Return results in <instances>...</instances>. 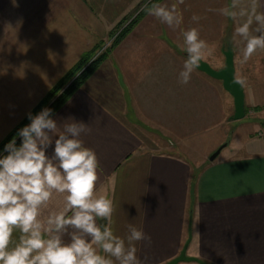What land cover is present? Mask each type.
<instances>
[{"label":"crops","instance_id":"0c3cea01","mask_svg":"<svg viewBox=\"0 0 264 264\" xmlns=\"http://www.w3.org/2000/svg\"><path fill=\"white\" fill-rule=\"evenodd\" d=\"M142 1L0 0V143ZM230 2L159 1L176 4L180 25L146 11L53 112L61 131L69 118L88 125L81 139L99 160L96 194L113 200L114 234L124 238L132 224L151 237L136 244L141 264H166L187 241L186 254L204 264H264V113L248 115L264 107V50L240 63L237 22L209 11ZM193 27L214 46L203 60L211 68H225L232 51L235 78L245 81L244 120L230 119L234 100L222 81L196 68L179 82L183 32ZM53 149L54 141L49 156Z\"/></svg>","mask_w":264,"mask_h":264},{"label":"clouds","instance_id":"9594fccd","mask_svg":"<svg viewBox=\"0 0 264 264\" xmlns=\"http://www.w3.org/2000/svg\"><path fill=\"white\" fill-rule=\"evenodd\" d=\"M259 8L260 0H231L209 9L237 22L232 39L243 43L241 64L264 50V12ZM146 11L172 29L182 22L176 4H153ZM191 19L198 23L201 17ZM183 37L188 58L179 82L187 85L215 49L197 28L184 31ZM52 115L49 108L29 114L31 122L17 132L19 146L14 137L5 145L7 155L0 157V264H141L136 244L151 237L132 224L124 238L114 234L113 200L96 194L99 160L81 139L90 131L88 125L69 118L61 131ZM54 197L62 198L59 209L51 207Z\"/></svg>","mask_w":264,"mask_h":264},{"label":"trees","instance_id":"16d2710c","mask_svg":"<svg viewBox=\"0 0 264 264\" xmlns=\"http://www.w3.org/2000/svg\"><path fill=\"white\" fill-rule=\"evenodd\" d=\"M161 0H153L149 3V7L153 4L158 3ZM146 8V9H147ZM143 11L139 17L134 18L127 26H125L117 35L115 40L113 41L110 48L102 51L99 54H96L97 49L91 52L88 55L83 56L75 66L65 74L57 84L48 92L42 102L37 106L30 114L35 116L41 110L45 108L52 109L53 112L67 99V97L76 89H78L83 82L87 79V77L92 73V71L98 66V64L106 57L110 51V49L120 41L121 38L129 31V29L140 19V17L146 12ZM98 48V46H97ZM29 115L26 120L13 129L0 143V157L7 155V152L4 150L5 145L12 140L14 137L16 138V144L19 146L21 143L20 137L17 136V132L30 123Z\"/></svg>","mask_w":264,"mask_h":264},{"label":"water","instance_id":"95a60500","mask_svg":"<svg viewBox=\"0 0 264 264\" xmlns=\"http://www.w3.org/2000/svg\"><path fill=\"white\" fill-rule=\"evenodd\" d=\"M225 56V68L222 70H215L210 67V65L204 61H201L198 69L208 76L222 81L223 88L227 91L234 100V113L231 116V120L238 121L241 120L245 116V106H244V91L240 84L235 83L236 78L234 75V62H233V54L230 49L224 52ZM223 146L219 147L211 156L210 160L213 161ZM102 223V222H101ZM187 241L181 250L180 254L173 258L166 264H179L181 262H197L199 264H204L201 260L188 256L186 254V249L188 245Z\"/></svg>","mask_w":264,"mask_h":264},{"label":"rangeland","instance_id":"374dc122","mask_svg":"<svg viewBox=\"0 0 264 264\" xmlns=\"http://www.w3.org/2000/svg\"><path fill=\"white\" fill-rule=\"evenodd\" d=\"M153 0H143L140 5H139V11L137 12V14L135 15L134 18L136 17H139L140 14L143 13V11H145V9L149 6V3L152 2ZM131 18H125L123 20L122 23L119 24V26H117V28H115L111 34L109 35V38L105 41V42H102L98 45V48L97 51H96V54H99L101 53L102 51H105L106 49L110 48L113 41L115 40V38L117 37V35L119 34V32L124 28V24H126ZM131 22V21H130ZM129 22V23H130ZM247 112V111H245ZM260 113L262 112V114L264 113V107H261L260 109L258 110H254V109H251L248 113V115L251 117H257V113ZM246 114V113H245ZM245 119V116L241 119V120H244ZM263 129H260L259 132H262ZM231 135V134H230ZM259 136V134H257Z\"/></svg>","mask_w":264,"mask_h":264},{"label":"built area","instance_id":"2783aa9c","mask_svg":"<svg viewBox=\"0 0 264 264\" xmlns=\"http://www.w3.org/2000/svg\"><path fill=\"white\" fill-rule=\"evenodd\" d=\"M259 136H264V129L262 132H258Z\"/></svg>","mask_w":264,"mask_h":264}]
</instances>
